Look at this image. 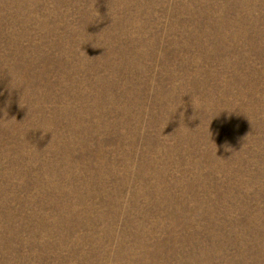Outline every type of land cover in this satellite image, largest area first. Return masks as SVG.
Instances as JSON below:
<instances>
[{
	"label": "rangeland",
	"instance_id": "1",
	"mask_svg": "<svg viewBox=\"0 0 264 264\" xmlns=\"http://www.w3.org/2000/svg\"><path fill=\"white\" fill-rule=\"evenodd\" d=\"M0 264H264V0H0Z\"/></svg>",
	"mask_w": 264,
	"mask_h": 264
}]
</instances>
